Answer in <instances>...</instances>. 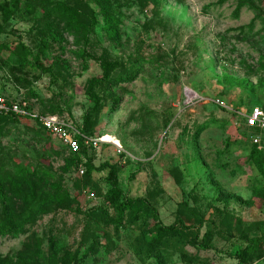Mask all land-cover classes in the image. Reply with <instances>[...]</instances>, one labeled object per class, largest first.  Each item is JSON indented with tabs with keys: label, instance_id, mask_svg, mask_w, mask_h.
Wrapping results in <instances>:
<instances>
[{
	"label": "rangeland",
	"instance_id": "obj_1",
	"mask_svg": "<svg viewBox=\"0 0 264 264\" xmlns=\"http://www.w3.org/2000/svg\"><path fill=\"white\" fill-rule=\"evenodd\" d=\"M112 1L116 20L106 25V0H0V95L86 120L101 141L88 160L107 164L82 175L34 120L0 119V174L12 157L71 198L17 235H0V259L264 264V179L254 162H264V149L255 153L237 114L264 107V0ZM20 42L32 52L26 65L1 48ZM124 198L148 207L119 217ZM173 224L176 234L158 240Z\"/></svg>",
	"mask_w": 264,
	"mask_h": 264
},
{
	"label": "trees",
	"instance_id": "obj_2",
	"mask_svg": "<svg viewBox=\"0 0 264 264\" xmlns=\"http://www.w3.org/2000/svg\"><path fill=\"white\" fill-rule=\"evenodd\" d=\"M152 1L155 3H159L158 0ZM112 2V0H106L105 4L100 3L101 14L106 25L110 24L112 20H116V18L114 17L113 8L111 7ZM70 14L71 16H69V21L72 23H76V13L71 11ZM74 26V28H76L77 25ZM1 48H3L5 51H8L10 55L15 56L23 65H26L28 63V57L32 56L31 50L21 42L14 45L13 47H7L3 45L1 46ZM33 59L35 66H42L38 54L34 55ZM103 70L105 78L107 76V70ZM15 101L22 102L21 100ZM28 109L30 110L29 107ZM39 113L51 114L45 112ZM58 116L64 117L62 115ZM4 118L8 120H14L19 117L14 114H8L6 116L0 117V119ZM69 118L72 119L71 117ZM72 120L82 134L93 136L87 132L86 120L85 123H83L82 121L78 122L75 119ZM36 124L39 126L41 131H43L46 135L53 139V137L47 134L37 122ZM240 126L247 134V130L244 127L242 120ZM251 145L255 148V153H258L257 150L260 149L253 143H251ZM88 151L89 150L85 147H81L79 152H71L73 158L76 161L79 160L80 164L84 166L79 167H82V175L94 169L98 170L107 167V164H105L98 168H95L88 160ZM6 159L7 160L5 164L8 169L7 171L5 170L3 174H0V202L2 205V211L0 213V235L15 236L18 233L22 232L25 225L33 223L37 220V218L48 213L53 207L68 204L71 201V198L65 191L61 190L58 185H50L49 189L45 187L42 184L44 177L40 172L30 170L29 167L17 162V160L12 157ZM254 162L257 166L258 171L264 179V162L260 160V157H257ZM108 182L110 185V189L114 194H116V197H118L120 191L118 190L116 185V172L112 167L109 168ZM261 192L262 193L259 196L260 199L264 201V188ZM145 206L147 205L143 199L131 200L124 198L121 202L115 204V209L118 213V216L121 217L125 210L135 211L136 209L143 211L146 210ZM151 211L153 212L154 216H156L155 211L153 209H151ZM180 223L182 225V222ZM186 228L188 229L190 227ZM176 232L177 229L174 224L170 226L160 227L157 239L160 240L165 236L174 235L176 234ZM197 234L198 233L196 232V235L194 236V242L196 243L198 240ZM200 244H202L203 246H207L204 241H202ZM248 250L249 249H246L245 251H241L240 253L236 254L237 258L243 261ZM16 257V260H13V258H4L3 260L0 259V264H38L36 255H34L33 252H21Z\"/></svg>",
	"mask_w": 264,
	"mask_h": 264
},
{
	"label": "built area",
	"instance_id": "obj_3",
	"mask_svg": "<svg viewBox=\"0 0 264 264\" xmlns=\"http://www.w3.org/2000/svg\"><path fill=\"white\" fill-rule=\"evenodd\" d=\"M188 101L202 100L201 97L188 93ZM213 102L219 108L231 111V107L225 104L221 99H213ZM8 114H14L19 118H28L37 122L43 130L57 139L59 143L70 152H79L81 147L88 150L97 149L101 141L96 136H87L80 132L73 120L69 117H59L55 114H40L28 109L26 103L9 100L0 95V117ZM247 130V138L259 149L264 148V107L255 105L249 109H242L237 112ZM80 174L83 170L80 168ZM91 197L92 194H90Z\"/></svg>",
	"mask_w": 264,
	"mask_h": 264
}]
</instances>
